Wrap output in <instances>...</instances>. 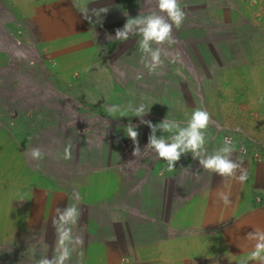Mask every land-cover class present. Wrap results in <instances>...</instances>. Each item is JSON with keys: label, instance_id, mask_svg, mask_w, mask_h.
<instances>
[{"label": "crops", "instance_id": "1", "mask_svg": "<svg viewBox=\"0 0 264 264\" xmlns=\"http://www.w3.org/2000/svg\"><path fill=\"white\" fill-rule=\"evenodd\" d=\"M0 1L15 16L1 23L7 35L15 33L17 44L32 38L47 55L51 72L84 89V80L95 79L90 86L100 92L86 91L84 102L103 105L121 93L110 57L122 53L124 41L114 36L139 6L121 0L115 5V0ZM84 5L89 15L92 9L108 8L100 18L112 25L110 40H101L94 16L92 22L84 18ZM182 9L186 33L201 38L211 29L218 33L213 39L217 47L206 53L211 55L208 64L196 68L204 72L200 87L205 98L215 105L210 114L216 113L224 128L216 137L207 130L205 147L211 154L224 145L225 135L231 136L236 146L232 159L242 161L248 180L240 183L207 171L191 152L182 153L175 169L168 171L167 162L146 147L151 129L142 119L153 125L165 119L187 125L193 110L179 111L178 103L189 102L193 81L188 68L175 62L167 71L175 84L185 82L186 91H168L160 80L162 67L150 73L142 63L140 70L150 78L138 81L143 89L128 85L127 94L135 97L137 107L144 105L147 114L135 116V107L121 116V135L109 134L110 140H119L116 147L107 142L89 147L90 168L77 166L67 182L36 170L25 157L27 131L0 123V248L26 251L33 262L51 257L56 209L76 203L81 216L74 231L83 236L84 246L68 264H239L253 251L257 241L248 234L264 231V0H185ZM141 39L129 34L128 40L140 50ZM161 107L165 110H158ZM96 113L117 118L107 111ZM130 123L137 125L139 155H133L136 145L127 136ZM175 134V129L155 132L157 139L169 142ZM74 153L80 162L81 150ZM221 194L228 195L230 203L225 204Z\"/></svg>", "mask_w": 264, "mask_h": 264}, {"label": "rangeland", "instance_id": "2", "mask_svg": "<svg viewBox=\"0 0 264 264\" xmlns=\"http://www.w3.org/2000/svg\"><path fill=\"white\" fill-rule=\"evenodd\" d=\"M119 1L115 0L114 5ZM121 1L126 5L140 7L138 13H129V17L147 15L150 12L158 13L159 11L156 0ZM182 1L180 2L181 8L183 4L185 5V0ZM14 17L13 11L3 1H0V123L6 127L15 125L23 132L27 131L28 142L29 139L30 142L25 157L33 163L36 170L45 175L62 176L67 182L68 178L75 174L74 171H77V166L87 168L90 166L89 147L91 148L93 145L105 146V142H107L108 145L115 148L119 143L117 138L113 141L110 140L109 134L114 137L121 135L125 123L123 124L120 113L111 114L117 118L109 120L96 112L107 111L109 113L108 109L116 105L126 113L138 106L133 102L135 97L128 96L127 93L130 90L128 85L135 84L136 90L143 89L138 85V81L144 77L150 78L148 73L140 70L143 53L134 46L133 40L124 41L122 53H115L110 57L114 80L121 93L117 94V97H109L106 104H89L84 102V95L86 91L92 93L99 91L94 86H90L95 83V79L84 80L87 81L82 82L86 88L84 89L70 84L69 81L63 80L51 72L48 68L50 62L47 55L38 50L32 38L17 44L15 33L10 34L14 39L7 35L1 23ZM94 18L99 23H97L98 27L101 28V32H99L101 40L107 42L112 36V25L107 26L101 18L95 16ZM134 29H137V26H134ZM206 35V38H201L199 33H186V25L183 23L179 29L173 28L174 44L157 45L154 42L151 44L153 49L159 48L161 51L164 64L160 80L167 86L168 91H177L179 94L186 91L185 82L180 81L175 84L170 78L167 71L170 64L174 65L176 62L178 65H185L189 70L188 75L192 77L193 93L191 96H187L188 98L186 97L189 102L178 103L179 111H194L201 108L210 113L211 107L215 106L207 101L200 87L201 75L204 72L196 70L197 67H204L208 64L211 55H206V53L211 47H217L213 40L218 35L215 29H211ZM148 59L150 60V58ZM94 75L95 73H91V76ZM141 75L142 78L137 79ZM177 75L182 80L184 75L180 72ZM79 81L81 83V80ZM77 85L79 86V84ZM75 92H80V96H76L78 94ZM183 95L186 96V94ZM155 108L157 110V106ZM158 110L164 111L165 109L161 107ZM261 113H264V109L261 110ZM210 115L211 123L207 130L211 136L216 137V134L222 132L224 128L218 121L216 113ZM121 120L122 122H120ZM229 137L231 138V136ZM69 143L72 144V158L66 160L63 158L64 149ZM33 148L40 149L43 153L42 159L32 158L31 150ZM76 149L77 151L81 150L82 160L80 162L74 159ZM18 251L9 246L0 248V256H3L0 257V264H36L37 261L33 262L35 260L32 259L34 257L32 254L27 255L26 251ZM40 258L42 257L40 256Z\"/></svg>", "mask_w": 264, "mask_h": 264}, {"label": "clouds", "instance_id": "3", "mask_svg": "<svg viewBox=\"0 0 264 264\" xmlns=\"http://www.w3.org/2000/svg\"><path fill=\"white\" fill-rule=\"evenodd\" d=\"M158 13L150 12L147 15H138L136 18H128L122 29H117L114 38L120 41H127L129 34L139 35L142 39L139 41V47L143 53L141 63L148 68L150 73L163 66L164 61L161 58L159 48L153 49L151 44L154 42L157 45L165 43L174 44L172 38L173 28L179 29L185 18L186 13L180 6V0H156ZM108 8L92 9L91 15L87 6H83L82 14L84 18L92 22V16L100 18L102 13H107ZM137 26L138 31L133 32V27ZM144 54H150V60L145 59ZM142 78L138 76L137 79ZM110 114L120 113L125 115V111H121L119 106L113 105L108 109ZM135 116L143 117L145 112L144 105H140L135 110ZM142 123H147L151 129L148 144L146 147L155 151L159 158L165 160L168 164V171L175 169V164L179 161L182 153L191 152L193 159H197L199 164L207 171L216 173L224 178H235L240 183L248 180V172L242 166V161L237 162L232 159V155L236 150L235 144L225 138L224 145L214 150L209 154L205 147L206 131L211 123V115L204 109L197 108L193 111L191 118L187 121V125L182 127L179 122L175 124L168 123L165 119L158 125H153L149 121L141 120ZM137 125L129 124L126 126L127 136L136 145L133 155H139V133L136 130ZM157 128H161L165 132L176 130V134L171 136V142L166 138L157 139L155 132ZM72 144L69 143L64 149V159L72 158ZM33 159L39 160L43 158V153L39 148L31 150ZM239 171V175L237 172ZM73 196L78 201V193H73ZM221 199L225 204L230 203L229 197L226 194H221ZM81 216V211L76 203L68 205L61 211V208L56 209V216L53 218V226L55 228V243L53 246V255L51 257L44 256L39 259L36 264H68L74 252L82 249L84 246V238L82 235L74 231L78 226ZM248 238H256V243L253 251L248 257L240 260L239 264H248V261H258L259 264H264V231H255L249 233ZM83 253L80 252V255Z\"/></svg>", "mask_w": 264, "mask_h": 264}, {"label": "built area", "instance_id": "4", "mask_svg": "<svg viewBox=\"0 0 264 264\" xmlns=\"http://www.w3.org/2000/svg\"><path fill=\"white\" fill-rule=\"evenodd\" d=\"M225 138H229V139H230V137H229V136H227V135L224 137V140H225ZM243 151H244V150H243Z\"/></svg>", "mask_w": 264, "mask_h": 264}]
</instances>
